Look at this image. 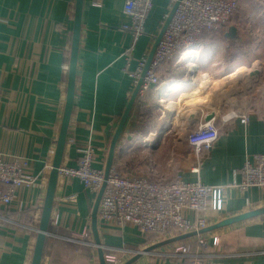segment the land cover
Segmentation results:
<instances>
[{"label": "crops", "instance_id": "0c3cea01", "mask_svg": "<svg viewBox=\"0 0 264 264\" xmlns=\"http://www.w3.org/2000/svg\"><path fill=\"white\" fill-rule=\"evenodd\" d=\"M253 1L264 8V0ZM125 2L84 0L64 165L76 166L79 149L92 141L97 152L93 166L105 171L111 141L136 88L133 74L141 58L149 57L171 13L169 0H155L144 35L134 43L132 33L125 29L132 22L124 13ZM75 4L76 0H0V157L28 159L30 172L37 178L34 187L22 191L10 208L0 207V264H32L50 174L46 167L54 159L66 102ZM258 14L264 15V10ZM231 26L238 29L240 38V26ZM226 33H220L223 37L206 33L200 41L228 39ZM208 47L200 44L195 83L188 84L190 72L181 60L160 68L158 88L138 93L112 167L131 177L157 173L172 178L180 173L187 181L228 186L224 210L208 213L210 226L264 207L263 189L243 191L236 184L242 180L240 170L246 161L264 153V112L255 107L246 125L239 118L218 123L215 146L200 155L193 151L186 139L188 129L207 112L220 115L217 109L195 106V102L190 105L201 101L208 85L219 80L214 72L221 70H212L208 54L204 55ZM193 115L197 117L191 120ZM132 156L140 157V164L129 165ZM74 195L76 201H70ZM97 195L79 180L59 179L41 264H100L92 229ZM98 234L104 254L114 252L122 264L136 255L140 257L133 264H193L192 259L171 252L179 242L145 253L173 237L152 243L134 226L108 225L99 218ZM203 235L210 238L209 249L200 253L203 264H264V216ZM214 235L221 241L217 247L211 246ZM190 241L195 242L194 237L184 240ZM168 252L172 256L157 255Z\"/></svg>", "mask_w": 264, "mask_h": 264}, {"label": "built area", "instance_id": "2783aa9c", "mask_svg": "<svg viewBox=\"0 0 264 264\" xmlns=\"http://www.w3.org/2000/svg\"><path fill=\"white\" fill-rule=\"evenodd\" d=\"M154 1L126 0L124 4V13L132 21L125 29L132 33L134 43L144 35ZM239 1L169 0L170 7L176 5V9L155 51L139 93L161 85L159 70L162 66L183 61L185 54L193 49L200 51L199 40L205 33L227 31L239 8ZM128 55H131L130 51ZM146 63L145 56L141 58L133 74L136 86ZM210 113H213L214 117L206 120ZM218 114L216 111L207 112L188 129L187 142L197 155L209 151L218 141ZM235 118H239L241 123L246 125L249 122V113L232 111L220 122L226 124ZM79 153L76 166L61 165L59 179L65 182L79 180L86 190L98 194L105 182V171L93 166L97 152L92 141L80 148ZM31 166V162L25 158L5 160L0 157V207L10 208L22 191L34 187L37 178L30 172ZM46 169L51 171L52 164L49 163ZM153 171L155 170L151 169V173ZM193 171L199 173L198 168ZM240 174L242 180L236 184L241 190L247 191L253 187L264 190V153L255 154L248 159ZM227 187L205 185L199 180L187 181L180 173L172 178H162L157 173L155 176L138 174L131 177L112 167L100 201L98 218L108 225L134 226L147 239H151L152 243H155L156 239L176 238L207 228L208 213H220L224 210V193ZM76 198L74 195L69 200L76 201ZM190 214L193 216L190 217ZM212 240L211 246H217L220 242L216 235L212 236ZM194 241L199 248L210 247V238L207 236L197 235ZM172 248L176 253L183 252V248L186 249L185 242H179ZM176 253L173 255H178ZM157 255L172 256V253ZM182 256L192 259L193 264H203L200 253H187ZM105 261L107 264H122L114 252L106 253Z\"/></svg>", "mask_w": 264, "mask_h": 264}, {"label": "rangeland", "instance_id": "374dc122", "mask_svg": "<svg viewBox=\"0 0 264 264\" xmlns=\"http://www.w3.org/2000/svg\"><path fill=\"white\" fill-rule=\"evenodd\" d=\"M241 1H239L237 12L231 19L232 25L238 24L241 28L240 38L237 37L239 42L219 37L205 39L207 40L205 42L200 41L203 49L209 46L204 55L208 54L209 65H211L212 70L220 69L221 71L218 74L216 71L214 72V78L219 80L214 79L212 84L208 85L207 91L204 93L206 94L205 97L201 101L200 99L194 101V105L202 104L208 110L217 109L220 112V121L233 110L250 113L256 107L257 109L261 108L260 111L264 112V15L259 16L258 14V10H264V8L260 9L253 0ZM215 35L222 36L221 34ZM206 42L209 45H204ZM237 66H245L247 72L236 78L237 80L224 81L223 78ZM254 70H258L259 74L252 77L251 72ZM188 71L190 72L188 84L191 85L196 82L197 68L188 69ZM220 121L219 123H221ZM135 152H131V155H135ZM132 157L134 158H131L132 161L129 162V165L133 162L140 164V162L137 163L140 161V157ZM220 243L221 241L217 246ZM185 248L180 253H176L172 248L171 252L180 255L197 252L205 254L209 249L208 247L199 248L193 241L185 243Z\"/></svg>", "mask_w": 264, "mask_h": 264}, {"label": "water", "instance_id": "95a60500", "mask_svg": "<svg viewBox=\"0 0 264 264\" xmlns=\"http://www.w3.org/2000/svg\"><path fill=\"white\" fill-rule=\"evenodd\" d=\"M83 7H84V0H76L66 102H65L64 113H63V117H62L59 137L57 140L55 155H54V159L52 162V169H51L50 174H49V180H48V186H47V190H46L45 200H44V204L42 206L41 218H40V222H39V229H38V235H37V239H36L32 264H41L42 259H43L45 243H46V239H47V236L49 233L52 210H53V206H54L56 189H57L58 180H59V169H60V167L62 165V161H63V156H64L65 147H66V143H67L68 129L70 126L72 112H73L74 104H75L76 78H77V69H78V61H79ZM175 9H176V5H174L165 25L163 26L159 36L156 39V42L153 46V49L149 55L147 65H146L144 72L142 74V78L140 79V81L138 82V84L135 88V91L132 95V98L129 102V105H128V107H127V109H126V111H125V113L121 119V122L117 128V131H116V133H115V135L111 141L107 165L105 168V182H104L100 192L97 195V199L95 201V204H94L93 210H92V229H93L96 245H98V247H99L98 252H99V258H100V264H107V263L105 261V254H104L103 249L101 247V241H100V237L98 234V210H99V205H100V201H101L103 192H104L106 185H107V179H108V176L110 174V170L112 168L116 145H117L119 137H120V135H121V133L125 127V124H126L127 119L129 117V114H130V111H131L132 106L134 104V101L136 100V98L138 96L141 85L143 83V78L149 69V66H150V63L152 61V57L155 53V50H156L165 30L167 29V27H168V25H169V23L173 17ZM225 37L230 39V40L239 42V39L237 38L238 37V29L235 26H231L229 32H227L225 34ZM258 74H259L258 70L251 72L252 77L258 76ZM196 117H197L196 115H193L191 117V120L196 119ZM213 117H214V114L210 113V114H208L206 120H211ZM261 216H264V207L259 208V209H250L247 212H244V213H241L239 215L228 217L224 220H221L218 223H216L214 225H210L207 228H205L199 232H191V233L183 234V235H180L176 238L170 239L168 241H164V242L158 243L156 245L150 246L148 249L145 250V253L151 252L155 249H158V248L163 247V246L170 244V243L184 241L186 239L196 237L197 235H203L206 233L214 232L216 230H219V229H222V228H225L228 226H232V225H235V224H238L241 222H245L248 220H252V219H255V218H258ZM139 257H140V255H136L124 264H133L134 262H136L139 259Z\"/></svg>", "mask_w": 264, "mask_h": 264}, {"label": "bare ground", "instance_id": "6f19581e", "mask_svg": "<svg viewBox=\"0 0 264 264\" xmlns=\"http://www.w3.org/2000/svg\"><path fill=\"white\" fill-rule=\"evenodd\" d=\"M174 7V6H173ZM173 7H171V11H172V9H173ZM174 15V14H173ZM173 18V17H172ZM168 19V18H167ZM167 21V20H166ZM165 25V24H164ZM230 27H231V21H230V25H229V28H228V30L227 31H225V32H228L229 31V29H230ZM168 28V27H167ZM166 31V30H165ZM225 32H219V33H225ZM206 34V33H205ZM204 34V35H205ZM203 35V36H204ZM200 41V40H199ZM159 45V44H158ZM158 47V46H157ZM157 49V48H156ZM156 51V50H155ZM199 50H197V49H193V50H191L190 52H187L186 54H185V56H184V62H183V64L188 68V69H190V70H192L193 68H195V67H197L196 66V64H195V62H196V59L198 58V54H199ZM155 54V53H154ZM197 54V55H196ZM154 56V55H153ZM148 58L149 57H147V62H148ZM152 59H153V57H152ZM151 64V63H150ZM146 65H147V63H146ZM146 67V66H145ZM150 67V66H149ZM145 69V68H144ZM149 70V69H148ZM255 71V70H254ZM143 72H144V70H143ZM143 72H142V74H143ZM148 72V71H147ZM244 72H247V69H246V67L245 66H239V67H237V68H235L231 73H229L225 78H223V80L224 81H233L234 79H236V78H238V77H240V75H242ZM142 74H141V78H142ZM147 74V73H146ZM145 74V75H146ZM145 77V76H144ZM144 79V78H143ZM241 79V78H240ZM237 80V79H236ZM140 81V80H139ZM195 100V99H194ZM191 103H194V101L193 102H190V105H191ZM181 106V105H180Z\"/></svg>", "mask_w": 264, "mask_h": 264}, {"label": "trees", "instance_id": "16d2710c", "mask_svg": "<svg viewBox=\"0 0 264 264\" xmlns=\"http://www.w3.org/2000/svg\"><path fill=\"white\" fill-rule=\"evenodd\" d=\"M215 34H220L219 32H215Z\"/></svg>", "mask_w": 264, "mask_h": 264}]
</instances>
